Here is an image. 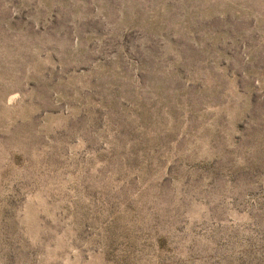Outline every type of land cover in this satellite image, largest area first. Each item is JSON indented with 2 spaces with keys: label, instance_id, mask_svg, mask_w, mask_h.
Segmentation results:
<instances>
[{
  "label": "rangeland",
  "instance_id": "374dc122",
  "mask_svg": "<svg viewBox=\"0 0 264 264\" xmlns=\"http://www.w3.org/2000/svg\"><path fill=\"white\" fill-rule=\"evenodd\" d=\"M0 264H264V0H0Z\"/></svg>",
  "mask_w": 264,
  "mask_h": 264
}]
</instances>
